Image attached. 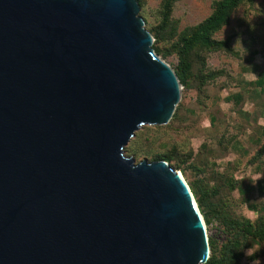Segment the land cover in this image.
<instances>
[{
  "label": "water",
  "instance_id": "1",
  "mask_svg": "<svg viewBox=\"0 0 264 264\" xmlns=\"http://www.w3.org/2000/svg\"><path fill=\"white\" fill-rule=\"evenodd\" d=\"M138 0H0V264H205L180 173L125 147L172 119Z\"/></svg>",
  "mask_w": 264,
  "mask_h": 264
},
{
  "label": "rangeland",
  "instance_id": "2",
  "mask_svg": "<svg viewBox=\"0 0 264 264\" xmlns=\"http://www.w3.org/2000/svg\"><path fill=\"white\" fill-rule=\"evenodd\" d=\"M138 1L145 28L154 38L153 48L177 71L181 38L208 17L220 0H174L169 14L165 10L167 0ZM262 10L264 0H244L233 10L229 23L213 36L218 41H228L230 49L194 47L189 56L190 75L181 83V99L170 122L144 125L125 147V154L137 162L166 159L183 174L197 203L195 191L213 190L212 206L206 210L209 224L199 208L209 243L214 242L218 253L235 239V232L214 214L226 213L255 225L264 220V177L256 184L248 178H236L264 173ZM253 14L260 15L252 19ZM248 212L257 216L249 219ZM239 238L236 244L245 251L257 243L262 245L256 256L264 264V240L242 235ZM254 259L243 251L234 264H252Z\"/></svg>",
  "mask_w": 264,
  "mask_h": 264
},
{
  "label": "trees",
  "instance_id": "3",
  "mask_svg": "<svg viewBox=\"0 0 264 264\" xmlns=\"http://www.w3.org/2000/svg\"><path fill=\"white\" fill-rule=\"evenodd\" d=\"M174 0H167L165 3L166 14H169L171 5ZM244 0H220L216 3L213 12L206 17L201 23L195 26L191 32L185 34L177 47V53L179 56V67L176 71L177 76L181 83H185L190 75L191 62L189 60L190 51L198 46L202 45L211 50L230 49L228 41H218L213 36L223 26L227 25L230 21L233 10L238 7ZM167 19V17H166ZM263 84V82L261 83ZM163 158L159 159L162 160ZM166 161V159L164 160ZM196 192L198 195V203L200 208L205 214L206 222L210 223L208 210L211 204V197L213 190L210 192L200 191ZM222 224L235 232V239L231 240L224 251L218 253L214 242H210L212 248V254L205 264H234L235 261H239L242 256L241 251L243 248L237 246L236 242H239L240 235L244 237L255 238L258 240H264V220H261L259 224L255 225L248 219L233 218L226 213L215 215Z\"/></svg>",
  "mask_w": 264,
  "mask_h": 264
},
{
  "label": "clouds",
  "instance_id": "4",
  "mask_svg": "<svg viewBox=\"0 0 264 264\" xmlns=\"http://www.w3.org/2000/svg\"><path fill=\"white\" fill-rule=\"evenodd\" d=\"M262 12H264V10H262ZM256 15H260V14H253L252 19ZM258 62H262L261 57H258ZM262 123H264V121H262ZM206 124H207V122H206ZM262 177H264V173L246 174V175L236 176V178L241 180V181L244 180L245 178H248L252 181L253 184H256V182L259 181ZM245 207H246V205H245ZM247 215H248L249 219H254L257 216V214L254 212H248ZM261 247H262V245L257 243L255 245H252L251 247L247 248L246 251L244 249H242L241 251H244L245 255L248 257H255L252 264H261V259L258 256H256V253L261 249Z\"/></svg>",
  "mask_w": 264,
  "mask_h": 264
},
{
  "label": "bare ground",
  "instance_id": "5",
  "mask_svg": "<svg viewBox=\"0 0 264 264\" xmlns=\"http://www.w3.org/2000/svg\"><path fill=\"white\" fill-rule=\"evenodd\" d=\"M179 173H180V176L182 177V179L184 180V182L186 183V185L190 188V186L188 185V183H187L186 179L184 178L183 174L181 172H179ZM190 191L192 192L191 188H190ZM192 194H193V192H192ZM205 227H206V223H205ZM206 234L208 236L207 227H206Z\"/></svg>",
  "mask_w": 264,
  "mask_h": 264
}]
</instances>
